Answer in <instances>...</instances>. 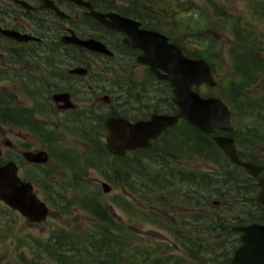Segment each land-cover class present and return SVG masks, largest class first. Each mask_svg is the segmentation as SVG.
I'll return each instance as SVG.
<instances>
[{
  "label": "flooded vegetation",
  "instance_id": "af4514ba",
  "mask_svg": "<svg viewBox=\"0 0 264 264\" xmlns=\"http://www.w3.org/2000/svg\"><path fill=\"white\" fill-rule=\"evenodd\" d=\"M217 1H219L218 4H216ZM227 1L209 0L208 9L216 13L218 10L219 16L223 14L225 15L223 19L228 18L226 15L230 12L227 13ZM218 5L221 11L217 7ZM194 9H200L197 0H0V28L22 35V39H18L0 30V81L9 80L13 84L6 91L5 88L0 87V106L4 108L3 111L0 110V115L11 113L14 118L9 121L7 116L6 119L0 120V124L16 126L20 130L26 129L30 131V135L36 136L42 141L41 146L31 148L23 141L14 143L12 140L5 139L4 145L16 150V154L19 152L22 156L19 158L23 162L20 164V161L17 160L18 157L9 156L6 160L1 159L0 164L15 161L19 168V176H23L21 178L24 181L32 183L34 192L39 198L35 188L41 187V183L47 187L44 182L51 185L47 194L49 197H53L56 176L55 170H52L51 167L53 163L60 164L62 171L68 173L65 174V177H68L67 180H63L65 187H71L67 193L73 191L77 195L75 200L65 203L79 207L80 195L89 193L86 186L102 187L104 183L96 177L92 178L86 170L85 172L84 169L82 170L84 154L102 162L103 158L100 153L102 154L104 149L109 153L108 157L114 156L119 159L132 158L135 151L150 148L130 150L123 156L113 154L106 143L108 129L105 121L107 117L121 116L130 121H137L148 119L155 112L167 113L166 111L151 110L149 116H146L147 112L137 119H132L126 111L120 110L114 104V100L123 101L120 99L124 96H128L130 99L133 89L129 87L125 94H122L124 92L122 90L120 96L115 94L114 88L112 89L114 92L108 90L109 92L106 93L103 81L93 76L94 65L102 64L94 58L102 57L106 58V61H110L111 65L124 66L127 64L130 66L131 63L134 67L136 65L144 66L149 76L162 80L150 71L148 65L140 61L143 51L127 42L128 34L109 24L112 22L109 15H118L139 21L141 28L163 33L170 42L179 46L183 53L188 55L187 53H191V51L188 48L189 45L186 44V39H189L188 43L194 47H199L198 43H200L197 36L201 35L200 19L202 16L193 15L192 20L188 19L189 22L185 23L187 16L185 11ZM94 13L105 15L106 21L99 20ZM194 17L198 19L196 22ZM185 35H188L187 38ZM72 37L82 40H98L104 43L112 54L91 50L86 46L69 41ZM192 37L196 40L191 39ZM58 55L64 56V59L55 60L54 58ZM129 82H133L130 77ZM162 92L163 89L160 94ZM165 95L167 94L165 93ZM119 104L120 102L117 105ZM102 125L105 130L102 129ZM85 127H88V130L84 132L82 129ZM99 129H102L100 133H98ZM65 130L66 132H72V130L80 132L81 135L78 134L76 138L79 143L83 144L84 150L80 152L72 144L62 141L59 132L64 133ZM101 149L102 151H100ZM28 151H46L49 155L48 160L43 163L31 162L24 155ZM0 158H3L1 146ZM74 164L79 167L76 173L71 170L74 169ZM26 166L35 169L36 173L25 172ZM23 170L25 175L21 174ZM262 177H264V172ZM75 185L78 189H75ZM56 194L59 193L56 191ZM51 214L52 212H50ZM94 219L97 220L95 217ZM28 222L34 226L42 224ZM178 225H184V223H178ZM236 226L242 225L232 227V231L238 234L240 246V233L234 231ZM182 233H184V229H182ZM173 244L177 246L176 243ZM39 245L41 250L58 264L82 262L76 257H74L76 260L73 259L75 262L71 259H69L70 261L65 260L64 258L69 257L61 255L59 249L53 251V247L49 244L45 247L43 243H39ZM70 258H73V255ZM184 259L186 260L184 264H195V259L188 257ZM149 264L152 262L149 261Z\"/></svg>",
  "mask_w": 264,
  "mask_h": 264
},
{
  "label": "rangeland",
  "instance_id": "374dc122",
  "mask_svg": "<svg viewBox=\"0 0 264 264\" xmlns=\"http://www.w3.org/2000/svg\"><path fill=\"white\" fill-rule=\"evenodd\" d=\"M208 1L197 0V3L200 5L199 10L194 9L185 11L188 16L185 18L186 24L189 22L188 19L192 20L191 17L193 15L202 16H199L201 17V35L197 36V40L200 41V43H198L199 47L190 45L188 43L189 39H186V44L187 46L189 45L188 48L191 52L203 54V57L208 59L214 68V76L217 80V85L211 87L208 84H204L200 86L198 90L202 95L219 96L222 98L224 94L228 93L229 88L230 90H233L234 94V90L236 89L235 85L233 88L234 82L237 84L241 81V78L235 76L232 72L234 60L232 59L231 51L239 50L236 48L237 37L235 32L243 30L247 38L249 37L252 41H260L259 45L262 47L264 45V0H228L227 13H230L226 15L228 18L224 19L223 17H225V15L222 14L219 16L218 10L216 13L215 11H210L208 9ZM218 3L219 1H217L216 4ZM217 7L220 10V6L218 5ZM197 20L198 19L196 18L194 19L195 22ZM185 36V38H187L188 35ZM195 38L192 37L191 39L196 40ZM240 50L242 49L240 48ZM54 59L63 60L64 56L58 55V57ZM94 60L102 62L100 65H94L93 76H96L103 81L106 88L104 92L107 91L106 93H108V90L114 88V90H116L115 94L120 96L122 90H124L122 94H125L126 89L128 90L129 87L133 89V95L131 94L130 99L128 96L126 97L123 95L124 98L120 99H123V101L114 100V104H116L120 110L122 109L123 111H126L127 115L132 119H137L147 112L148 114H146V116H149L152 110V104L159 99L163 88V85L160 84L159 80L149 76L147 69L141 65H136L135 67L131 65V63L130 66L127 64L124 66L111 65L110 61H106V58L102 57H96ZM129 77L132 78L133 82H129ZM12 85L13 84L9 80L0 81V87L5 88V91ZM249 88L250 89H245L244 91H246V93L251 92L250 95L253 96L261 95L264 93V80H261L257 85H250ZM114 90L112 91L114 92ZM118 102H120V106L117 105ZM229 107L231 110L233 109L232 106ZM256 121L257 119L248 113L238 112L237 114H234L232 118L233 131L230 135H233L235 129H237L238 132L241 130L240 138L242 146H240V142L239 146L236 143L239 151L246 157L249 155L252 156V158L258 160L263 166L264 142L260 141L259 138L260 136L264 137V129L259 128ZM29 133L30 131H27L26 129L20 130L16 126L4 123L0 124V146L3 157L0 158V160H6L9 156H13L18 157L17 160L22 164L23 161L19 158L21 154H19V152L16 154V150L5 146L4 140L9 139L14 143L23 141L31 148L41 146L42 141L38 137L32 136ZM59 133V136H62V141L64 140L67 143L72 144L73 147L77 148L80 152L84 150L83 144L79 143L76 138L80 132H76L75 130H72V132H66L65 130L64 133ZM242 134L244 139H242ZM250 142L253 143L251 148ZM84 156L85 159L83 158V160L86 172L89 173L92 178L96 177L100 181L112 186V192L109 194H104L101 186H99V190L103 195V205L113 214L115 224H118L119 227L122 225L124 227L122 229H125L128 233L127 237L122 238L120 235L118 238V243H124L126 246L128 255L132 248L139 251V248L143 247L145 250L152 252L154 258H160L162 261H168L171 264H178L180 260L188 257L182 250V247L177 249V246L173 244L174 240L178 245L179 242L174 239L175 236L171 234V232L166 231V229L171 227L175 228L174 223H177L178 220H180L181 223H184V220L186 222L191 221L186 218H188L187 215L192 212L184 209L191 208L192 205L190 203L185 201L184 203H179L177 201L170 203L168 199L174 192H171L172 190L168 189L164 191H152L151 189H146V196L142 198V192H135L136 195H132L131 191L128 190L122 182L115 180L116 177L112 170L115 167V162L120 166L119 159L117 161V158L114 156H105L103 161L99 162L94 157H87L85 154ZM218 157L220 159H217L218 162L216 163H214L215 161L205 160L203 157L174 161L171 163V168L176 169L175 172H199L208 175V177L214 175V178L217 176L218 172L220 174L225 170L224 166L228 168H226L227 170H234L231 164H228L225 155L219 154ZM51 168L52 170H55L54 172L56 176V180L54 179L55 184L53 185L55 188L53 189L59 194L55 195L54 192L53 197H49L47 192L51 185L47 182H44L47 187H44L41 183V187L35 188L40 198L47 203L52 212L45 223L37 226L31 225L17 211L10 209L0 201V264H58L41 250L42 248L39 243H43L44 247L49 244V246L53 247V251L59 249L61 255L69 257L64 258L65 260L71 259V261H74L73 258L70 257L78 253V248L82 247V244L90 249V242L92 243V241H94V243H96V239H102L104 228L94 219L93 215L88 211H85L81 204H79L78 207L74 204L65 203L77 198L75 192L72 191L67 193L71 187H65L64 185L63 180H67L68 177H65V174L68 173L62 171V168L58 163H53ZM24 170L27 173H36L35 169L29 166H26V169ZM24 170L21 172L22 175H25ZM167 170L168 169L157 167L155 169L152 168V173L158 172L161 175L169 176V174L166 173ZM234 174L237 175V180H249L248 178L251 177L245 169L236 171ZM254 180L257 184V180ZM142 181H144L146 185L149 183L148 179L139 180L137 183H142ZM96 188L97 186H89L88 190L86 188H84V190H87V192H89L88 194L91 195L94 192L91 190ZM179 190L181 191L179 192V195L182 197V193L185 192V187L184 189L181 188ZM187 190H189L188 192H191L189 188ZM195 191L197 193L196 188ZM228 191L232 194L234 193V190L228 189ZM242 192L247 195L246 189H243ZM196 193L195 195L198 197L199 195ZM80 196L83 197L84 195L81 194ZM190 196L192 197V193H190ZM211 199L204 203L201 207V212L204 215L206 214L207 216H210V221L213 219L215 221V219L220 220L224 218L226 219V226H234L233 219L236 214L234 205L237 202L235 200H230L228 202L226 200L221 201V199H217L216 196ZM241 201L245 200L242 199ZM215 203L216 205H214ZM242 206L246 207V205ZM214 207L217 209H213ZM152 211H155L156 214L151 215ZM193 212L198 213V210ZM196 224L199 225L200 223L198 222ZM164 226H167L168 228L164 229ZM181 226L186 227V225ZM211 226L212 228H215L213 223ZM219 230L220 233H222L221 229ZM230 230H232V228ZM115 232L117 233L119 231ZM229 238L231 237L227 236L226 240V236H224L220 239L215 238L209 240L208 243L211 249H213V252H209V254H204L203 256L207 258H215V253L220 254L224 251H230L231 255L233 248L237 245L233 239ZM236 238L237 236L234 237V239ZM54 243L56 244L54 245ZM64 251L66 254H63L65 253ZM170 253H172V255H169ZM88 256L89 255L86 254V257ZM130 259H134V254L130 255ZM139 259L145 260L142 257ZM194 263L197 264L196 262Z\"/></svg>",
  "mask_w": 264,
  "mask_h": 264
},
{
  "label": "trees",
  "instance_id": "16d2710c",
  "mask_svg": "<svg viewBox=\"0 0 264 264\" xmlns=\"http://www.w3.org/2000/svg\"><path fill=\"white\" fill-rule=\"evenodd\" d=\"M235 35L237 37L236 48L239 50L231 51V56L234 60L232 72L235 76L240 77L241 81L237 84L234 82L233 88L234 85L236 86L234 94L233 90L229 88L228 93L224 94L222 98L229 106L233 107V115L238 112L248 113L257 119L256 124L258 127L264 129V93L253 96L250 95L251 92L246 93V91H244L245 89H250V85H257L261 80H264V45L262 47L259 45L260 41H252L249 37L247 38L243 30L236 31ZM240 48L242 50H240ZM187 54L195 58L203 57V54H196L195 52ZM159 82L163 85V92L160 94V98L163 97V100L159 98V101H154L152 104V111H166L167 113L178 111V107L173 102V92L170 83L165 80H159ZM165 93L167 95H165ZM2 109L4 108L0 106L1 111H3ZM6 118L9 121L14 120L13 114L11 113L3 116L0 115V120ZM102 127V129L105 130L103 125ZM102 129H99L98 133H100ZM82 130L85 132L88 130V127ZM89 130H91V128H89ZM240 132L235 129L233 133L238 146L239 142L240 146H242ZM262 137L263 136H260L259 140L264 142V137ZM242 139H244L243 134ZM252 144L253 143L250 142V148ZM100 151H102V149ZM219 154L226 156L228 164H231L234 170H227L228 168L224 166L225 170L220 174L218 172L217 176L214 178V175L208 177V175L199 172H175L176 169L171 168V163L174 161H181L194 157H203L205 160L215 161L214 163H216L218 162L217 159H220L218 157ZM100 155L104 159L109 153L104 149ZM239 156L242 160H250L262 166L258 160H255L250 155L246 157L239 151ZM132 158H119L120 166L115 162V167L112 170L116 177L115 180L122 182V184L131 191L132 195L142 192V198L146 196V189H151L152 191H164L168 189L175 193H172L168 199L170 203L174 201L184 203L185 201L192 205L191 208H184L192 212L188 214V218H186L191 221L186 222L184 220V225H186V227L178 225V223H181V221L178 220L176 223V225H178L177 228L176 225H174L175 228L171 227L166 229L168 227L164 226V229L171 232V234L175 236L174 239L179 242V245L177 244V249L182 247V250L188 258L195 259V262L198 264H230L233 253L239 246L238 234L230 230L233 226L230 227L225 225L226 219H215V221L213 219L210 221V216L204 215L201 212V207L206 201H210L212 197L216 196V198L221 199V201L226 200L228 202L230 200H235L237 202L234 205V210L236 212L233 219L234 226L251 223L264 224V207L257 200L259 188L254 182L255 180L251 177L248 178L249 180H237V175L234 173L243 169L238 166V164L233 163L216 144L213 134H207L201 131L190 122L182 120L174 128L168 129L156 139L152 147L141 151H135L134 157L132 156ZM157 167L168 169L169 171L167 170L166 173L169 174V176L161 175L158 172L152 173V168L155 169ZM73 168L75 170H71L75 173L79 169V167H76V164H74ZM85 169L83 163L82 170L85 172ZM143 179H148L149 183L147 185L144 181H142V183H137V181ZM75 187V189H78L76 185ZM86 187L88 188L89 186ZM184 187L185 192L182 193L183 196L181 197L179 195V192H181L179 189H184ZM188 188L191 192H188ZM228 189L234 190V193H230ZM243 189H246L247 195L242 192ZM92 190L94 192L91 195L85 194L83 197H80L79 204L83 206L84 210H87L91 215L97 218L99 224L104 228L102 232L103 236L101 240L96 239V243H94V241H92V243L90 242V249L82 244V249L79 247L78 253L73 255V259L76 257V259L82 260V262L76 261L74 264H149V260L152 264H171L168 261H162L160 258H154V256H152L153 253L145 250L143 247H140L139 251L132 248L128 255L124 243H118L120 235L122 238L128 236L127 231L122 229L124 228L122 225L119 227L118 224H115L113 214L103 205V195L99 187ZM190 193H192V197ZM195 193L199 196L196 197ZM242 199L245 201H241ZM242 205H246V207ZM213 209L217 208L214 207ZM195 210H198V213H194L193 211ZM153 214H156V212L152 211L151 215ZM198 222L200 223L199 225L196 224ZM211 222L215 225V228H212ZM179 227L184 229V233H181L182 229H179ZM219 229H221L222 233H220ZM115 231L119 232L116 233ZM224 236H226V240L227 236H230L231 238L229 239H233L237 245L233 248L231 255L230 251H224L220 254L215 253V258L203 256L204 254L213 252V249H211L208 243L209 240L215 238L220 239ZM235 236H237L236 239H234ZM174 243L177 242L174 240ZM82 251H84V254ZM86 254L89 256L86 257ZM132 254H134V259H130V255ZM169 255H172V253ZM140 257L145 260L139 259ZM183 262L186 263L184 258L180 260L178 264H182Z\"/></svg>",
  "mask_w": 264,
  "mask_h": 264
},
{
  "label": "water",
  "instance_id": "95a60500",
  "mask_svg": "<svg viewBox=\"0 0 264 264\" xmlns=\"http://www.w3.org/2000/svg\"><path fill=\"white\" fill-rule=\"evenodd\" d=\"M94 14L99 20L106 21L105 15ZM109 16L112 18L109 24L127 33V42L130 45L142 49L140 61L148 65L150 71L159 79L170 83L173 89V101L178 107L176 113L155 112L148 119L137 121H130L121 116L107 117L106 143L110 151L115 155L123 156L130 150L152 147L153 141L166 130L175 127L181 120H186L201 131L214 134V141L231 161L257 180L259 187L257 200L264 207V177H262L264 167L242 160L233 136L216 134L218 131L224 133L233 131L231 108L221 97L204 96L197 90L204 84L211 87L217 85L213 66L203 57L194 58L186 55L163 33L141 28L139 21L118 15ZM2 31L22 39V35L18 32ZM69 41L91 50L112 54L104 43L95 39L82 40L72 37ZM24 155L29 161L40 163L46 162L49 157L46 151H28ZM102 188L105 194L112 191V186L105 182ZM0 201L32 223H42L50 216V208L34 192L32 183L24 181L19 176V168L15 161L0 164ZM234 231L240 233V246L234 252L231 264H264V224L236 226Z\"/></svg>",
  "mask_w": 264,
  "mask_h": 264
},
{
  "label": "bare ground",
  "instance_id": "6f19581e",
  "mask_svg": "<svg viewBox=\"0 0 264 264\" xmlns=\"http://www.w3.org/2000/svg\"><path fill=\"white\" fill-rule=\"evenodd\" d=\"M166 131H167V130H166ZM154 141H155V140H154ZM154 141H153V142H154ZM118 156H119V155H118ZM262 167H264V166H262ZM257 185H258V183H257ZM214 205H216V203H215ZM176 228H177V227H176ZM180 232H181V231H180ZM181 233H182V232H181ZM169 234H170V233H169Z\"/></svg>",
  "mask_w": 264,
  "mask_h": 264
}]
</instances>
